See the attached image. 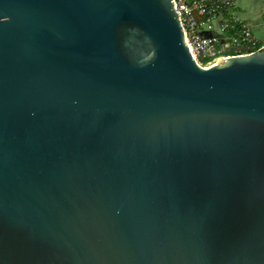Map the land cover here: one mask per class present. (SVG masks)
<instances>
[{
	"label": "water",
	"instance_id": "1",
	"mask_svg": "<svg viewBox=\"0 0 264 264\" xmlns=\"http://www.w3.org/2000/svg\"><path fill=\"white\" fill-rule=\"evenodd\" d=\"M0 264H264V47L203 68L171 0H0Z\"/></svg>",
	"mask_w": 264,
	"mask_h": 264
},
{
	"label": "built area",
	"instance_id": "2",
	"mask_svg": "<svg viewBox=\"0 0 264 264\" xmlns=\"http://www.w3.org/2000/svg\"><path fill=\"white\" fill-rule=\"evenodd\" d=\"M171 1L190 55L203 68L219 57L249 54L264 47V42L253 35L249 24L241 18L237 0ZM203 32L210 36L201 38ZM203 59L209 60L202 63Z\"/></svg>",
	"mask_w": 264,
	"mask_h": 264
},
{
	"label": "rangeland",
	"instance_id": "3",
	"mask_svg": "<svg viewBox=\"0 0 264 264\" xmlns=\"http://www.w3.org/2000/svg\"><path fill=\"white\" fill-rule=\"evenodd\" d=\"M237 8L240 9V16L244 18L249 26L251 27L253 35L261 39L259 41L264 42V30L257 32L254 28V24L260 26L263 29V19L264 14V0H237Z\"/></svg>",
	"mask_w": 264,
	"mask_h": 264
},
{
	"label": "crops",
	"instance_id": "4",
	"mask_svg": "<svg viewBox=\"0 0 264 264\" xmlns=\"http://www.w3.org/2000/svg\"><path fill=\"white\" fill-rule=\"evenodd\" d=\"M239 9V8H238ZM239 11H240V9H239ZM262 16V18L264 17V14L263 15H261ZM242 18V17H241ZM243 20H245L244 18H242ZM246 21V20H245ZM247 22V21H246ZM248 23V22H247ZM254 28H255V30L257 31V32H259V31H263L264 30V25H263V29L260 27V26H257L256 25V23L254 24ZM258 39V38H257ZM259 40H261L260 38H259Z\"/></svg>",
	"mask_w": 264,
	"mask_h": 264
},
{
	"label": "trees",
	"instance_id": "5",
	"mask_svg": "<svg viewBox=\"0 0 264 264\" xmlns=\"http://www.w3.org/2000/svg\"><path fill=\"white\" fill-rule=\"evenodd\" d=\"M227 55V54H226ZM209 59H203L202 63H206Z\"/></svg>",
	"mask_w": 264,
	"mask_h": 264
}]
</instances>
